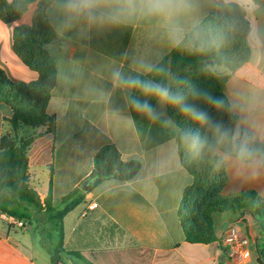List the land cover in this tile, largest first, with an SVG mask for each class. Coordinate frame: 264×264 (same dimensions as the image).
I'll use <instances>...</instances> for the list:
<instances>
[{"label":"crops","instance_id":"0c3cea01","mask_svg":"<svg viewBox=\"0 0 264 264\" xmlns=\"http://www.w3.org/2000/svg\"><path fill=\"white\" fill-rule=\"evenodd\" d=\"M14 1L4 0L8 7ZM218 3L238 5L251 27V60L231 77L226 87L232 112L239 117L235 137L246 133L252 140L264 143V0H253L252 4L243 0H190V10L179 18L174 29L156 18L142 17L123 19L120 23L81 19L68 27L57 10L58 0L48 10L58 35L46 46L58 68V82L47 107V113L55 117L57 124L52 152L56 143L63 146L90 124L94 130L82 136L86 142L94 134L98 137V150L112 143L124 163L141 164L134 179L109 180L92 192H85L82 184L92 172L95 154L89 165L72 162L80 170L72 181L68 172L70 162L62 157L57 168H51L48 186L40 191L36 170L43 164L40 158L45 149L41 145H46L43 143L48 135L44 134L46 128L36 129L28 151L29 175L42 202L50 192L52 176L55 206L74 189L86 193L83 203L64 219L66 250L80 252L94 264H259L264 239L257 219L248 210L232 211L233 216L221 223L213 215L218 238L215 243L186 241L179 209L192 177L181 165L177 139L145 150L130 113L126 89L114 75H123L126 70L146 74L145 66L153 68L203 19L216 17ZM37 7L38 1L30 3L25 13L10 23L0 16V73L5 79L30 83L39 78L13 47L14 29L32 26ZM250 92L252 98L247 97ZM165 104H156V116H166ZM12 116L11 108L0 101V141L8 129L6 120ZM40 134L43 136L38 137ZM83 148L85 145L78 147L81 161ZM226 169L228 182L222 195L255 191L264 198L263 166L226 157ZM4 198L7 207L20 214L28 213L30 219H23L24 227H19L5 220L0 211V264H52L44 249H40L44 232L53 238V226L45 220V212L39 213L12 193H5ZM92 204L97 207L91 210ZM232 228L247 240L249 259L242 260L240 253L231 257L230 247L223 244L222 237Z\"/></svg>","mask_w":264,"mask_h":264},{"label":"trees","instance_id":"16d2710c","mask_svg":"<svg viewBox=\"0 0 264 264\" xmlns=\"http://www.w3.org/2000/svg\"><path fill=\"white\" fill-rule=\"evenodd\" d=\"M36 1L38 7L32 26L23 25L14 29L13 47L24 64L37 72L39 78L30 83L13 82L0 73V101L13 112L12 118L6 122L12 124L15 133L14 138L3 136L0 141V211L20 220L30 219L28 213L20 214L6 206L4 194L16 195L22 203L39 213L44 211L45 220L53 226V238L47 237L44 232L41 242L52 264H94L80 252L64 248V219L83 203L86 193L83 189H74L55 206L52 176L50 192L42 202L29 175L28 151L35 139L19 137V130L26 125L34 129L46 128L44 134L50 135L54 144L56 140V119L47 113V107L58 82V68L46 49L58 37L48 15L55 0H15L9 7L4 0H0V16L7 23L13 22L25 13L30 3ZM250 31V24L242 8L235 4L218 3L216 17L210 15L203 19L151 72L144 74V79L161 83L173 93L183 94L185 103L206 110L213 122L228 129L231 135L223 144L216 142L213 130L208 125L201 126L194 123L187 114H182L181 106L166 102V116L155 117L134 109L129 101L130 96H136L142 101L148 99L153 108L158 101L145 99L138 91L124 86L130 113L145 150L177 139L181 165L192 177V183L185 189L179 209L182 229L190 244L209 245L218 241L213 215L224 211H250L257 219L264 239V198L255 191L222 195L228 182L226 157L237 159L240 144L245 136L249 137L246 133L240 138L235 137L239 117L232 112L226 87L231 77L251 60L252 49L248 41ZM216 67L225 68L227 73L216 72L213 69ZM194 92L218 97L223 103L216 108L203 97H196ZM87 129L94 130L87 124L71 141L84 135ZM189 132L198 134L202 143H194L188 138L186 134ZM42 136L40 134L38 137ZM248 146L254 157L264 152V143L251 138ZM140 169L138 161L124 163L116 146L106 143L95 153L93 169L85 183L89 184V192H92L109 180L130 181ZM122 170H125L123 174ZM262 248L259 264H264V243Z\"/></svg>","mask_w":264,"mask_h":264},{"label":"clouds","instance_id":"9594fccd","mask_svg":"<svg viewBox=\"0 0 264 264\" xmlns=\"http://www.w3.org/2000/svg\"><path fill=\"white\" fill-rule=\"evenodd\" d=\"M246 4H252L253 0H243ZM191 8L190 0H58L57 10L65 18V23L71 27L74 22L87 19L96 22L107 19L112 23H120L123 19L131 17L156 18L164 26L175 28L180 17ZM145 71L151 72L152 67L145 66ZM116 80L122 85L138 91L140 95L155 99L158 102H170L172 105L181 106L182 114H187L194 123L201 126L208 125L212 130L218 144H223L231 135L230 131L222 124L213 122L206 110L198 109L185 103V96L179 92L173 93L170 88L161 83L153 82L139 77H124L119 72L115 74ZM196 97H203L211 106L218 108L223 101L218 97L209 96L207 93L194 92ZM129 101L134 109L147 112L156 116L153 105L148 100H140L136 96H130ZM194 143H202L196 133L186 134ZM234 138V137H233ZM249 137L245 136L240 144L237 159L242 164H258L264 166V152L259 157H254L248 146Z\"/></svg>","mask_w":264,"mask_h":264},{"label":"rangeland","instance_id":"374dc122","mask_svg":"<svg viewBox=\"0 0 264 264\" xmlns=\"http://www.w3.org/2000/svg\"><path fill=\"white\" fill-rule=\"evenodd\" d=\"M213 69L218 73L223 72V71L227 72V70L223 67H220V70H223L220 72L217 71L216 68H213ZM144 74L145 73L143 71L126 70L124 77H126V78L127 77H139L141 79H144ZM247 97L252 98L253 93L252 92L248 93ZM147 98H149V97H145V99H147ZM165 106H166V104H165ZM86 125H85L84 129L86 128ZM88 131H89V129H87L85 132L86 136H87ZM242 134L243 133H241V135ZM35 135H36V129L29 127V126H26V125H23L21 127V129L19 130V137L21 139L35 138ZM241 135L236 137V138H240ZM4 136L12 137V138L15 137V133L13 131L11 123H8V129L6 130ZM82 136L74 139L73 141L69 140L63 146L62 145L59 146L58 143H56V150L54 153L52 152V147H53V143H54L53 139L50 135L46 136L43 144L48 145V147H46V145H41L45 149V151L42 153L41 158H40V162H43V164H41L39 166V168L36 170V177H37L36 185L40 191H42L43 188L48 186V180H49L51 168L52 167L57 168V165L59 162H61L62 157H64V159L66 160L65 162H70L69 166H68L70 181H72V179L74 177H76L80 171L78 168H76L74 166V163L72 164V162H86L88 165L91 163L93 155L98 150V137L95 136L94 134H92L91 139L86 142V140L83 139ZM83 141L85 143H83ZM83 145H85V148H83L84 151H83V153L82 152H80V153L83 154L84 158H83V161H81L82 158L81 159L78 158L77 154L79 153L78 147H81ZM224 214L225 215H220L219 212L215 213L214 214L215 220L218 222L220 221V223H221V222L225 221L228 216L232 217L234 213L232 211H226ZM262 222L264 223V219L262 220ZM34 223H35V221H34ZM40 249L43 250L42 247H40ZM43 253L46 255L47 258H49V255L47 254V252L45 250H43Z\"/></svg>","mask_w":264,"mask_h":264},{"label":"built area","instance_id":"2783aa9c","mask_svg":"<svg viewBox=\"0 0 264 264\" xmlns=\"http://www.w3.org/2000/svg\"><path fill=\"white\" fill-rule=\"evenodd\" d=\"M97 204H92L89 209L96 208ZM2 216L8 222L15 224L19 227H24L23 220L15 216H11L7 213H2ZM223 244L230 247L231 257H235L237 253H240L242 260H247L250 257V252L247 248V240L242 237L236 228H232L222 237Z\"/></svg>","mask_w":264,"mask_h":264},{"label":"water","instance_id":"95a60500","mask_svg":"<svg viewBox=\"0 0 264 264\" xmlns=\"http://www.w3.org/2000/svg\"><path fill=\"white\" fill-rule=\"evenodd\" d=\"M124 172H125V170H122V171H121V174H123ZM88 185H89V184H87V183H85V182L82 184L83 189H84L85 192H89V186H88Z\"/></svg>","mask_w":264,"mask_h":264}]
</instances>
